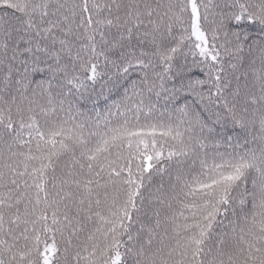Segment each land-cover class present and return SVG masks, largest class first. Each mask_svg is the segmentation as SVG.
Here are the masks:
<instances>
[{
    "label": "snow or ice",
    "instance_id": "1",
    "mask_svg": "<svg viewBox=\"0 0 264 264\" xmlns=\"http://www.w3.org/2000/svg\"><path fill=\"white\" fill-rule=\"evenodd\" d=\"M0 264H264V0H0Z\"/></svg>",
    "mask_w": 264,
    "mask_h": 264
}]
</instances>
